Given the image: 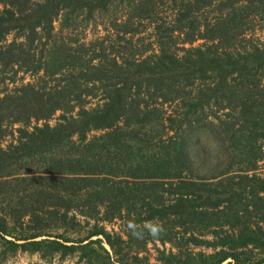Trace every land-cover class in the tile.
I'll use <instances>...</instances> for the list:
<instances>
[{"label":"trees","instance_id":"trees-1","mask_svg":"<svg viewBox=\"0 0 264 264\" xmlns=\"http://www.w3.org/2000/svg\"><path fill=\"white\" fill-rule=\"evenodd\" d=\"M151 4L139 0L136 18L150 19ZM0 5L1 79L9 69L39 76L0 91V255L79 253L86 264H264V223L255 220L264 209V177L256 173L264 165V46L223 56L184 48L177 56L164 39L152 63L136 51H115L120 40L129 43L123 36L75 47L64 37L51 41L61 14L63 36L80 14L98 18L115 0ZM198 71L213 85L194 87ZM216 109H228L226 118ZM203 120L222 128L229 142L228 163L214 184L195 163L204 152L194 157L191 148ZM150 224L163 228L155 239Z\"/></svg>","mask_w":264,"mask_h":264},{"label":"rangeland","instance_id":"rangeland-1","mask_svg":"<svg viewBox=\"0 0 264 264\" xmlns=\"http://www.w3.org/2000/svg\"><path fill=\"white\" fill-rule=\"evenodd\" d=\"M138 1L124 0V3H122L121 0H115L116 6H112L110 11L101 14L98 18L84 19V14H80L77 18L78 22L72 27L71 32L68 33L66 29V34L63 36L60 33L61 30L59 31L62 28L61 24L64 19L61 14V20L58 19L54 22L56 30L51 41L57 40L61 43L62 37H64L65 42L75 47L82 41L87 43L90 41L97 42V39L105 37L116 42L119 37L123 36V39L129 43L125 44L124 40H120V43L115 44V51L121 52L125 57L136 51V57L151 56L152 63H154L156 60L154 58L159 53V43L164 39L169 40L167 45L169 53L177 56L184 55V48L202 47V50L210 49L211 55L214 53L216 56H223L226 51L241 53L256 45L264 46V0H150L152 8H154L150 19L136 18L134 7H136ZM146 1L143 0V2ZM2 8L3 6L0 5V9ZM114 15L122 18L115 21ZM130 17L131 20L129 21ZM231 18L232 23L229 24L228 19ZM123 20H127V25L121 22ZM226 23L229 26H227L228 24L225 25ZM124 30L129 32L125 33ZM16 34L17 31L12 32L8 37L9 41ZM18 38L23 39L21 36ZM190 39H193L192 42ZM39 75L41 76V74ZM1 76L0 91L6 89V87L9 89L16 87L22 81L34 82L39 77L22 71L14 74L10 69L4 73L6 82L1 79ZM11 76H14L17 82L10 81L8 78ZM197 76L198 79L194 87L204 86L205 84H207L206 86L213 85L211 77L204 78L199 71ZM22 77L24 78L21 79ZM146 101L153 102L154 100L147 97ZM227 112L228 109H216L215 114L217 117L225 119ZM59 114L60 112L51 120L52 124L58 121ZM201 126L204 128L200 132H196ZM194 127L195 133L191 143L193 155L198 157L201 151L204 152V158L195 162L197 169L200 175L205 177L204 179L214 184L220 180L228 163L225 152H227L229 142L225 139L222 128L217 125H209L206 120ZM11 139V136L6 137L3 145H6ZM232 173L238 174L239 171L232 170ZM256 173L264 177L263 164ZM256 216V221H263L262 223H264L262 219L264 209L259 217L258 214ZM196 249L200 250L201 248ZM205 251L212 250L206 249ZM80 255L76 253L62 257L60 254H56L44 257L39 253L21 251L7 257L0 255V264H86V261L80 258Z\"/></svg>","mask_w":264,"mask_h":264},{"label":"clouds","instance_id":"clouds-1","mask_svg":"<svg viewBox=\"0 0 264 264\" xmlns=\"http://www.w3.org/2000/svg\"><path fill=\"white\" fill-rule=\"evenodd\" d=\"M129 227L134 238L143 239V233L141 231H138L135 225H129ZM162 231L163 228L159 224H150L148 226V234L154 239L157 238L162 233Z\"/></svg>","mask_w":264,"mask_h":264}]
</instances>
